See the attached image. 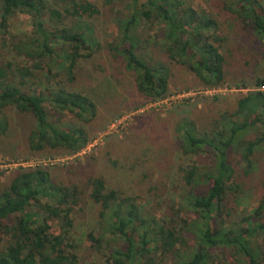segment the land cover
<instances>
[{"label":"trees","instance_id":"trees-1","mask_svg":"<svg viewBox=\"0 0 264 264\" xmlns=\"http://www.w3.org/2000/svg\"><path fill=\"white\" fill-rule=\"evenodd\" d=\"M118 1L124 7L116 14L111 50L123 59L144 100H162L170 91L171 68L154 56V48L204 86L232 82L249 91L209 124L187 116L178 122L181 154L195 159L179 167L185 190L166 214L159 217L137 197L109 189L101 176L88 179L89 198L99 212L87 237L106 252L102 263L90 264H264V170L258 204L251 212L239 211L245 200L241 180L258 170L257 154L264 148V76L234 77L223 23L209 10L188 0ZM223 4L264 56L263 2ZM100 12L90 0H0V140L10 131L12 110L33 121L34 153L50 148L74 155L87 147L90 134L52 121L46 104L83 123L98 116L93 92L73 85L80 60L90 56L85 51L98 45L90 19ZM21 14L30 19V32H12ZM8 176L0 185V264H83L73 229L84 191L58 183L40 165Z\"/></svg>","mask_w":264,"mask_h":264},{"label":"rangeland","instance_id":"rangeland-1","mask_svg":"<svg viewBox=\"0 0 264 264\" xmlns=\"http://www.w3.org/2000/svg\"><path fill=\"white\" fill-rule=\"evenodd\" d=\"M90 1L96 2L101 11L96 18L90 19L98 45L85 51L90 56L80 60L78 81L73 86L93 92L99 114L90 123H83L70 112L46 104L51 120L60 122L63 128L83 127L90 134V145L74 155L50 148L34 153L29 144L33 121L12 110H8L10 131L0 140V157L44 166L58 183L77 184L84 191L74 213L73 229L83 264L102 263L106 256V252L92 247L87 237L96 225L99 212V207L89 198L88 179L101 176L109 189L117 190L122 196L137 197L147 211L159 217L166 214L185 190L179 167L195 159L181 154L176 135L178 122L187 116L209 124L225 108L231 109L241 94L247 93L233 91L236 87L228 82L215 93L218 100L202 95L200 92L209 87L201 84L189 69L170 63L165 54L154 48V56L171 68L170 91L163 100H144L136 90L133 76L126 71L123 59L111 50L118 34L116 14L124 7L123 3L118 0L111 4L107 0ZM188 1L196 8L209 10L223 23L228 39L224 48L228 54L232 50L230 70L234 77L264 76V56L259 42L223 11L224 0ZM261 1L264 4V0ZM31 29L30 19L21 14L14 22L12 32H30ZM157 30L155 27L151 31L152 37ZM257 158L260 161L258 170L241 180L245 188L241 212H251L261 196L259 184L264 170V148ZM8 182V175L0 178V185ZM53 229L58 231L56 226Z\"/></svg>","mask_w":264,"mask_h":264},{"label":"built area","instance_id":"built-area-1","mask_svg":"<svg viewBox=\"0 0 264 264\" xmlns=\"http://www.w3.org/2000/svg\"><path fill=\"white\" fill-rule=\"evenodd\" d=\"M220 88L221 87H209L203 90L202 92H200V94L202 95L205 94L206 96H215V93H217L219 91L218 89ZM262 90L264 91V88H262ZM233 91L248 92L249 90L234 88ZM182 96L184 97L186 96V94H182ZM89 145L90 144H88L87 146ZM32 167H35V165L25 160H15V159H10V158L0 157V178L9 175L14 170L21 169V168L27 169V168H32Z\"/></svg>","mask_w":264,"mask_h":264}]
</instances>
